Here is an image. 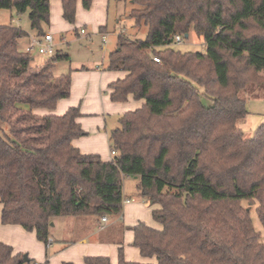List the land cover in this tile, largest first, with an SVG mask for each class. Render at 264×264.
<instances>
[{"label": "trees", "instance_id": "trees-1", "mask_svg": "<svg viewBox=\"0 0 264 264\" xmlns=\"http://www.w3.org/2000/svg\"><path fill=\"white\" fill-rule=\"evenodd\" d=\"M80 1L85 9L92 3ZM129 3L128 17L148 30L144 39L118 35L106 69L125 76L108 84L109 97L123 102L131 95L143 104L110 130L115 154L109 161L72 144L86 134L78 106L61 115L33 112L53 110L69 97L70 71L53 77L50 65L33 66V54L19 45L29 33L0 25L1 223L33 231L47 245L55 217L90 218L89 227L102 216L118 217L123 181L133 177L137 196L159 204L152 216L162 228L137 223L132 245L156 262L128 261L120 246L116 264H264V239L250 206H243V200L256 204L264 229V123L252 137L238 126L248 113L240 92L264 72V0ZM61 5L63 18L73 23L77 0ZM1 9L28 12L33 35L46 32L49 0H0ZM190 31L203 39L204 52L172 47L176 35ZM68 59L58 50L50 60ZM84 262L114 264L106 256ZM0 264L33 260L0 241Z\"/></svg>", "mask_w": 264, "mask_h": 264}, {"label": "rangeland", "instance_id": "rangeland-1", "mask_svg": "<svg viewBox=\"0 0 264 264\" xmlns=\"http://www.w3.org/2000/svg\"><path fill=\"white\" fill-rule=\"evenodd\" d=\"M54 1L56 3H54ZM129 2L130 0H126V2H115L113 0H92L91 6L85 9L80 1L76 7L75 20L73 23H70L63 18L61 0H49V23L45 24L43 28L45 31H48L52 34L55 48L63 53H67L69 56L68 60H63L59 63V66L57 68L58 73H67L69 71L72 72V70H74L75 68H82V66H84L86 68H82L74 72L76 74H80L78 76H80L82 80L86 82V87L91 86L92 84H94V82L96 83V75H100V72H102V74L106 76H114L116 70H107L106 66L108 53L112 49H114L118 35L123 34L130 39H144L148 30L147 26L144 24L135 26L133 19L128 17V12L130 9ZM5 24H12L20 27L28 33H34V30H32L30 27L28 12L17 14L14 9H1L0 25ZM81 30L83 31L81 32ZM103 35H105L107 38L106 42H102ZM25 41L26 40L24 39L20 41L19 45L21 48H24ZM172 47L180 51L204 52L206 49L203 39L197 36L192 31L188 33L187 37L181 36V40L179 42H174L172 44ZM32 54L34 56L33 66L40 68L46 65H50L48 67V70L52 73L51 65H53L52 63L54 61H51V58H47V61L42 65V63L39 62L44 58V56L37 55L35 51H33ZM96 67H101L103 69L99 72ZM97 72H99V74ZM259 76L261 78L260 82H249L247 83L246 87L240 92V95L242 97H245L246 99V109L248 113L246 118L238 123V126L242 129L246 137H252L258 126L264 123V72H260ZM109 82H107V84L104 86L105 89L108 88ZM130 98L132 99H130V101H128L126 104H132L134 105L133 107H136L135 105L141 107L142 99H134L132 96ZM60 100L62 102H67L68 97L62 98ZM201 100L205 105L210 104L209 99H207L205 96H201ZM124 102L125 101L121 103ZM75 106H79V104L77 103ZM67 109L68 108H66L63 113H65ZM123 113L125 112L111 110H107V112H105V132L107 131V134H109L111 129L119 125V117ZM85 135H87V133ZM108 143V156L113 157V155H111L110 153L109 136ZM123 190L131 197H134L130 205L134 206L136 204H140V207H134L132 209V206H130L128 207L130 213H126L124 215L123 208L125 205L123 204L121 214L117 218L109 217L108 223H104V228H106L104 231H100L98 227H94L93 231L99 233L101 236L104 235L103 240L106 242L105 244L109 245L111 248L110 251H114L116 254L117 258L113 260L115 264L118 262V248L120 246L122 247L124 258H126V256L129 257L132 254L138 256L144 262L155 263L156 258L154 256L144 257L140 254L139 250L132 245L134 233L131 228L137 223L143 222L155 229H161L162 224L156 221L152 216V211L159 208V204L151 203L137 196L138 192L136 191V181L133 177L126 178L123 181ZM167 190L174 191V189L172 188H167ZM243 206H250V215L253 221V225L256 230L261 232L262 238L264 239V229L255 212L256 204H249L247 201L243 200ZM131 209L132 211H130ZM136 217L141 218L142 220L133 222L132 219ZM84 222L77 224L78 230L83 231V235L89 228L88 220H85ZM2 230H4V227L2 224H0V241H11L15 245H18L17 243H19V240L17 236ZM118 241H121L122 244L119 245L117 243ZM31 244L36 245V242H25V245L29 247H31ZM57 245L53 246L52 249H56ZM78 249L81 248L79 246L73 247V249L66 251L62 256L55 257L56 259L54 258L55 254L53 255V252L48 250L46 252L47 259L50 257L54 259L43 264H62L63 262H70L74 264L73 259L75 258V251H78ZM85 257L87 256H82L83 264H85ZM106 257L109 258V256ZM34 258L37 259L35 256Z\"/></svg>", "mask_w": 264, "mask_h": 264}, {"label": "crops", "instance_id": "crops-1", "mask_svg": "<svg viewBox=\"0 0 264 264\" xmlns=\"http://www.w3.org/2000/svg\"><path fill=\"white\" fill-rule=\"evenodd\" d=\"M79 2L80 0H77V5ZM54 3L56 2L54 1ZM31 36H33V34L29 33V37L24 39L26 40L25 45ZM56 50L58 51L57 48ZM47 58L48 57L44 56V58L41 59L39 63H42L43 65V63L47 61ZM59 63L60 62H53L52 63L53 65H51L52 66L51 71L53 73V77H56L60 74H64V73H58L57 68L59 66ZM82 68H86V67L82 66ZM82 68H75L74 70H72V72L70 71L71 72L70 73L71 84H70V94H69L67 102H62L61 100H59L53 110L38 108V109H34L33 112L37 114H41V115L43 114L61 115L63 114L66 108L75 106L78 103L79 104L78 106L79 116L77 117V122L80 124L81 128L87 133V135L73 139L72 144L75 147H77L82 153H95V154H98L103 161H109V159L111 160L112 157L108 156L109 154L107 150V148L109 147V143H108L107 131L105 132L106 130L105 112H107V110L127 112L130 110H133L134 108L137 109L139 108V106L135 105L136 107H133L134 105L132 104H126L128 101H130V99H132L130 98L131 95L128 96L127 100L124 103L111 102L109 100V96H108L109 89L108 88L105 89L104 86L109 81H110L109 83H111L112 81H115L116 79L123 78L125 76V72L116 71L114 76H106L102 74V72H100V70H102L103 68L96 67V69L100 72V75H96L97 76L96 83L94 82V84H92L91 86L86 87V82L82 80L80 76H78L80 74H76L74 72ZM99 72L97 73L99 74ZM123 104H126V105H123ZM142 104H143V100H142ZM126 178H130V177H126ZM135 181L137 184L136 179ZM124 195H125V198H132V199L134 198L125 192H124ZM131 201L128 203H124L125 205L123 208L124 215L126 213L128 214L130 213L128 210V207L132 206L130 205ZM134 207L139 208L140 204H136L132 206V209ZM1 209H2V204L0 203V215H1ZM132 209L130 211H132ZM84 220H88L89 226L92 225L91 224L92 220L90 218L84 219ZM132 220L133 222H137L138 220H142V219L136 217ZM76 221L77 219H73V218H64V217L53 218L52 220L53 225L50 228V238H52V242L50 243V245L48 244L45 245L42 242L38 241L33 231H30V232L25 231L19 225H3L1 223V220H0V224H2L4 227V230L2 231H6L7 233L14 234L15 236L18 237V240H19V243H17L18 245H15L11 241L4 242V243L12 246L14 253L23 254L24 252H26L28 257L33 260V264L36 261L41 262V263L50 262L55 257L62 256L66 251H69L73 249V247H78V246L81 249H78V251H75V258L73 259L74 264H83L82 256L84 255L85 256H109L110 262L114 263L113 260L117 258L116 254L114 251L112 252L110 251L111 248L109 245L105 244L106 242L103 240L104 235L101 236L99 233H96L95 231H93L94 225L92 227H89L85 231L86 233L83 235V231L78 230V226H77L78 222ZM75 223H76V226H75ZM100 223L101 221L99 220L95 227H98L100 231L102 230L104 231L106 228L100 229L99 228ZM105 223H108V217ZM68 239H74V241L70 242L68 241ZM125 240H126V235H125ZM26 241H29L31 243L32 241H34L36 242V245L31 244V247H29L25 245ZM56 245H57L56 249H52V247ZM48 250L52 251L53 255L55 254L54 258L50 257L47 259L46 252ZM34 256L37 259H35ZM125 259L128 261L148 263V262H144L143 260H141L138 256H135L132 254L129 257L126 256Z\"/></svg>", "mask_w": 264, "mask_h": 264}, {"label": "built area", "instance_id": "built-area-1", "mask_svg": "<svg viewBox=\"0 0 264 264\" xmlns=\"http://www.w3.org/2000/svg\"><path fill=\"white\" fill-rule=\"evenodd\" d=\"M83 30H81L82 32ZM107 38L105 35L102 36V42H106ZM181 40V37L179 35L175 36V42H179ZM24 51L32 53L35 51L37 55L40 56H46L48 58H53L56 55V48L54 44V39L51 33L45 32L42 35H33L29 38L28 42L24 46ZM153 60L156 62H160L159 58L156 56L153 57ZM111 155L115 154L114 150H110ZM131 199H124V203L130 202ZM107 221L106 216L101 217V223L99 224V228H104V223ZM52 242V238H48V245ZM34 264H43L41 262H35Z\"/></svg>", "mask_w": 264, "mask_h": 264}, {"label": "water", "instance_id": "water-1", "mask_svg": "<svg viewBox=\"0 0 264 264\" xmlns=\"http://www.w3.org/2000/svg\"><path fill=\"white\" fill-rule=\"evenodd\" d=\"M186 36H187V35H186ZM50 225L52 226V225H53V222H51ZM23 259H24L25 261H28V260H29V257H28V255H27V253H23Z\"/></svg>", "mask_w": 264, "mask_h": 264}]
</instances>
